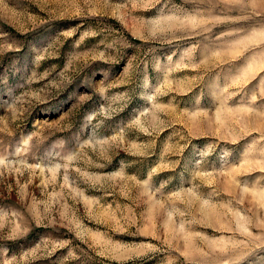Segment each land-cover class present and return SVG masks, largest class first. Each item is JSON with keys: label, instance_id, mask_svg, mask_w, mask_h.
I'll list each match as a JSON object with an SVG mask.
<instances>
[{"label": "rangeland", "instance_id": "374dc122", "mask_svg": "<svg viewBox=\"0 0 264 264\" xmlns=\"http://www.w3.org/2000/svg\"><path fill=\"white\" fill-rule=\"evenodd\" d=\"M0 264H264V0H0Z\"/></svg>", "mask_w": 264, "mask_h": 264}]
</instances>
